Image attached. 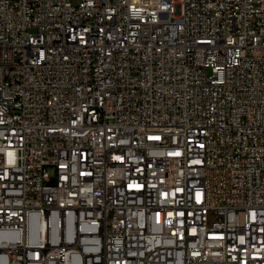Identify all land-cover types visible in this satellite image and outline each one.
<instances>
[{
    "label": "built area",
    "instance_id": "2783aa9c",
    "mask_svg": "<svg viewBox=\"0 0 264 264\" xmlns=\"http://www.w3.org/2000/svg\"><path fill=\"white\" fill-rule=\"evenodd\" d=\"M0 264H264V0H0Z\"/></svg>",
    "mask_w": 264,
    "mask_h": 264
}]
</instances>
